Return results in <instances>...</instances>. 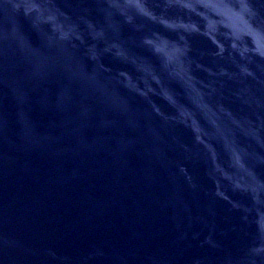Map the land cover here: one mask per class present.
<instances>
[{"label":"water","instance_id":"95a60500","mask_svg":"<svg viewBox=\"0 0 264 264\" xmlns=\"http://www.w3.org/2000/svg\"><path fill=\"white\" fill-rule=\"evenodd\" d=\"M0 264H264V0H0Z\"/></svg>","mask_w":264,"mask_h":264}]
</instances>
